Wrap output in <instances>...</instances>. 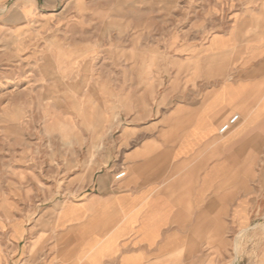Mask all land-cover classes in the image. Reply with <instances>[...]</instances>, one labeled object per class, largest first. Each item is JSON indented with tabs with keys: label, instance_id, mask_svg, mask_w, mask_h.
Segmentation results:
<instances>
[{
	"label": "rangeland",
	"instance_id": "rangeland-1",
	"mask_svg": "<svg viewBox=\"0 0 264 264\" xmlns=\"http://www.w3.org/2000/svg\"><path fill=\"white\" fill-rule=\"evenodd\" d=\"M228 82L264 93V0H0V264L46 262L65 204L103 176L136 165L198 188L215 163L210 188L244 194L247 216L220 263L264 264V114L221 155L200 143L175 160Z\"/></svg>",
	"mask_w": 264,
	"mask_h": 264
},
{
	"label": "crops",
	"instance_id": "crops-1",
	"mask_svg": "<svg viewBox=\"0 0 264 264\" xmlns=\"http://www.w3.org/2000/svg\"><path fill=\"white\" fill-rule=\"evenodd\" d=\"M234 106L241 111L217 129L222 111ZM254 112H260L256 123L251 119ZM235 114L239 118L230 124ZM263 114L264 93L259 97L255 87L224 84L193 114L175 160L200 143L206 146L208 158L221 155L244 133L253 132ZM255 132L248 137L253 138ZM139 168L132 166L118 182L115 175L112 179L103 176L80 201L67 202L65 218L55 226L62 236L49 240L47 260L42 264H221L220 255L226 258L222 246L231 243L228 231L233 224L242 228L247 222L244 194L237 193L239 200L232 205L228 196L210 188L223 164H213L198 188H192L196 173L143 174Z\"/></svg>",
	"mask_w": 264,
	"mask_h": 264
},
{
	"label": "built area",
	"instance_id": "built-area-1",
	"mask_svg": "<svg viewBox=\"0 0 264 264\" xmlns=\"http://www.w3.org/2000/svg\"><path fill=\"white\" fill-rule=\"evenodd\" d=\"M239 118L238 114H235L231 119H230V124H234Z\"/></svg>",
	"mask_w": 264,
	"mask_h": 264
},
{
	"label": "bare ground",
	"instance_id": "bare-ground-1",
	"mask_svg": "<svg viewBox=\"0 0 264 264\" xmlns=\"http://www.w3.org/2000/svg\"><path fill=\"white\" fill-rule=\"evenodd\" d=\"M59 221V220H58Z\"/></svg>",
	"mask_w": 264,
	"mask_h": 264
}]
</instances>
